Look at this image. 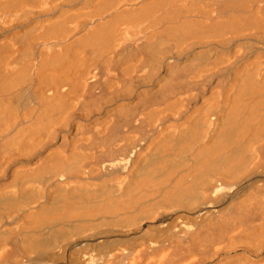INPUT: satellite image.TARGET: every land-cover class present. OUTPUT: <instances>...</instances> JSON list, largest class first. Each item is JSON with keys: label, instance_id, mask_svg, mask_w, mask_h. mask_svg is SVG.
I'll use <instances>...</instances> for the list:
<instances>
[{"label": "bare ground", "instance_id": "1", "mask_svg": "<svg viewBox=\"0 0 264 264\" xmlns=\"http://www.w3.org/2000/svg\"><path fill=\"white\" fill-rule=\"evenodd\" d=\"M0 264H264V0H0Z\"/></svg>", "mask_w": 264, "mask_h": 264}]
</instances>
